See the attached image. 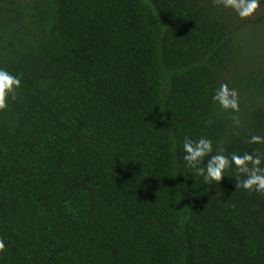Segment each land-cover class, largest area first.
Here are the masks:
<instances>
[{"label":"trees","instance_id":"trees-1","mask_svg":"<svg viewBox=\"0 0 264 264\" xmlns=\"http://www.w3.org/2000/svg\"><path fill=\"white\" fill-rule=\"evenodd\" d=\"M247 19L220 0H0V68L21 78L0 111V264H264V195L233 170L205 184L182 150L264 153ZM222 83L239 113L213 103Z\"/></svg>","mask_w":264,"mask_h":264},{"label":"clouds","instance_id":"clouds-1","mask_svg":"<svg viewBox=\"0 0 264 264\" xmlns=\"http://www.w3.org/2000/svg\"><path fill=\"white\" fill-rule=\"evenodd\" d=\"M226 8L234 9L240 17H249L257 9L261 0H220ZM21 87L19 75H13L4 68H0V111L8 107L9 100H16L17 90ZM213 103L226 113L240 112L239 92L235 87L222 83L211 97ZM233 123L239 127L240 120L233 116ZM248 144H264V135H250L246 138ZM176 143L172 140V151L175 152ZM183 162L185 167L197 176L203 177L205 184L218 185L226 173L233 170L236 173L235 187L250 195L255 193L264 195V153L259 149L232 152L224 154L223 148L214 153L213 141L205 136L192 139L185 136L182 143ZM6 249V242L0 239V253Z\"/></svg>","mask_w":264,"mask_h":264},{"label":"rangeland","instance_id":"rangeland-1","mask_svg":"<svg viewBox=\"0 0 264 264\" xmlns=\"http://www.w3.org/2000/svg\"><path fill=\"white\" fill-rule=\"evenodd\" d=\"M247 20L250 24L259 23L264 20V0H261V3H259L258 11L249 16ZM261 51H264V46L261 47Z\"/></svg>","mask_w":264,"mask_h":264}]
</instances>
